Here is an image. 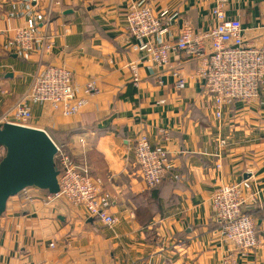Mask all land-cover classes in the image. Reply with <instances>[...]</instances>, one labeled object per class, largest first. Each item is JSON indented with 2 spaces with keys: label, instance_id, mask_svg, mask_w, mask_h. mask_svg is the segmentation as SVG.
I'll return each instance as SVG.
<instances>
[{
  "label": "crops",
  "instance_id": "1",
  "mask_svg": "<svg viewBox=\"0 0 264 264\" xmlns=\"http://www.w3.org/2000/svg\"><path fill=\"white\" fill-rule=\"evenodd\" d=\"M56 1L0 0V116L45 65L69 67L81 88L96 81L98 93L73 116L31 102L32 124L101 180L119 222L107 227L83 207L47 202L45 191L30 187L31 200L19 193L0 215V264H222L231 246L213 219L212 198L223 183L241 184L244 209L259 225L258 247L239 264H264V84L256 103L235 101L218 120L195 76L196 58L174 51L170 64L158 67L129 33L127 9L138 0ZM143 1L156 14L176 15L163 41L175 43L185 25L204 32L214 23V0ZM227 15L241 20L247 41L264 42V0H229ZM22 25L46 33L52 49L22 54L13 41ZM174 72L187 77L184 87L177 88ZM142 133L166 152L167 172L154 189L133 150ZM4 154L0 147V160Z\"/></svg>",
  "mask_w": 264,
  "mask_h": 264
},
{
  "label": "built area",
  "instance_id": "2",
  "mask_svg": "<svg viewBox=\"0 0 264 264\" xmlns=\"http://www.w3.org/2000/svg\"><path fill=\"white\" fill-rule=\"evenodd\" d=\"M30 1L35 5L41 2ZM228 3L229 0H214L211 10L214 23L211 27L207 31L196 32L190 25H185L175 43L158 39L169 30L175 14L167 10L156 14L143 0L130 2L126 13L129 33L139 40L140 48L147 51L154 65H169L174 51L198 60L195 76L201 79L206 92L211 95L218 120L222 119L224 108L235 101L247 105L256 103L264 84V42L252 44L247 41L241 20L227 15ZM52 4L61 5V1ZM47 15L49 19L52 11ZM65 32L69 33L70 29ZM13 41L25 55L37 46L42 52H49L53 47L46 33L38 35L27 25L13 29ZM132 70L133 80L138 84V71L136 67ZM173 75L176 76L177 88L186 85V76L178 72ZM74 77L75 72L65 65H45L38 69L26 93L0 116V126L9 122L34 127L30 104L33 101L49 104L65 116L79 113L87 104V96L98 93L99 89L94 80L81 88L74 83ZM57 148L55 161L60 171V190L54 194L45 191V200L51 202L63 198L74 206L83 207L88 216L103 225L116 227L119 219L109 212L111 201L102 193L101 180L93 178L86 168L78 167L64 147L57 144ZM133 150L147 187H158L167 172L166 152L154 147L144 133L137 138ZM29 189L22 193L31 200L33 194ZM245 201L240 183L220 184L213 194V219L219 225L222 239L231 246L223 256L222 264H239L238 257L247 256L260 243L257 218L253 212L245 211Z\"/></svg>",
  "mask_w": 264,
  "mask_h": 264
},
{
  "label": "water",
  "instance_id": "3",
  "mask_svg": "<svg viewBox=\"0 0 264 264\" xmlns=\"http://www.w3.org/2000/svg\"><path fill=\"white\" fill-rule=\"evenodd\" d=\"M0 146L5 150L0 160V215L8 200L26 188L59 192L58 148L44 129L6 122L0 126Z\"/></svg>",
  "mask_w": 264,
  "mask_h": 264
},
{
  "label": "rangeland",
  "instance_id": "4",
  "mask_svg": "<svg viewBox=\"0 0 264 264\" xmlns=\"http://www.w3.org/2000/svg\"><path fill=\"white\" fill-rule=\"evenodd\" d=\"M5 112H6V111H5ZM5 112H4V113H5ZM0 147H1V146H0ZM3 149H4V148H3ZM4 152H5V150H4ZM71 157H72V156H71ZM72 159H73V158H72ZM87 170H88V169H87ZM95 179H96V178H95ZM96 180H97V179H96ZM43 191H44V190H43ZM20 193H22V192H20ZM22 194L24 195V193H22ZM107 227H108V226H107Z\"/></svg>",
  "mask_w": 264,
  "mask_h": 264
}]
</instances>
